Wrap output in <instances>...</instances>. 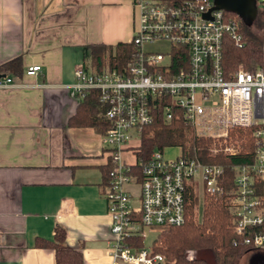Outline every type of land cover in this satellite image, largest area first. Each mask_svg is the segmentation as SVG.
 <instances>
[{
  "label": "built area",
  "instance_id": "2783aa9c",
  "mask_svg": "<svg viewBox=\"0 0 264 264\" xmlns=\"http://www.w3.org/2000/svg\"><path fill=\"white\" fill-rule=\"evenodd\" d=\"M131 2L136 21L130 42L137 52L121 70L110 63L98 68L82 53L70 86V94L80 99L91 90L99 91L108 122L102 141L112 165L103 192L111 218L109 264H166L152 246H138L136 240L144 242L145 228L183 225L190 188L210 197L227 196L235 234L254 250H264V44L255 70L240 68L227 77L222 68L224 38L243 45L236 17L214 9L213 0H184L178 6L160 0ZM160 43L165 46L148 48ZM40 72L41 66L33 65L25 75ZM15 86L11 75L0 76V88ZM165 97L170 102L164 106L165 118L171 119L172 106L181 108L197 136L226 141L232 130L251 128L253 151L244 153L249 155L247 162L232 166L230 190L223 184L222 165L185 156L180 146H175L179 151L172 157L165 151L174 147L154 150L138 173L133 172L135 164L124 161L122 153L140 140ZM224 152L240 154L227 146ZM128 185L136 186L137 193Z\"/></svg>",
  "mask_w": 264,
  "mask_h": 264
},
{
  "label": "crops",
  "instance_id": "0c3cea01",
  "mask_svg": "<svg viewBox=\"0 0 264 264\" xmlns=\"http://www.w3.org/2000/svg\"><path fill=\"white\" fill-rule=\"evenodd\" d=\"M135 21L131 0H0V65L21 59L18 86L0 88V264H56L37 241L57 226L84 264L110 263L108 151L101 132L69 124L82 100L70 86L83 48L130 42ZM33 65L41 72L25 75Z\"/></svg>",
  "mask_w": 264,
  "mask_h": 264
},
{
  "label": "trees",
  "instance_id": "16d2710c",
  "mask_svg": "<svg viewBox=\"0 0 264 264\" xmlns=\"http://www.w3.org/2000/svg\"><path fill=\"white\" fill-rule=\"evenodd\" d=\"M160 1L167 5L178 6L184 0ZM257 9V15L250 25H247L236 13L226 11L230 16L239 20L240 32L243 36L241 47L236 46L229 37L224 38L222 68L227 77L240 68L252 71L261 64L264 36L260 34V31L264 29V6H261L259 1H257ZM135 52H137V47L132 42H118L114 45L98 43L83 48V55L89 57L94 66L100 68L108 57L111 66L119 70ZM177 52L178 48H174V69L179 67ZM20 73L21 59L19 57L0 65V76ZM169 103L167 97L163 102H158L154 110L153 122L143 129L140 140L125 150L131 151L134 155L136 163L132 166L133 172L138 173L141 170L154 150L180 146L185 156L196 157L202 163L222 165L223 184L226 190H230L232 188V166L247 162L249 155L244 152L238 155L213 154L211 146L215 144L214 140L195 135L191 126L184 120L181 108L172 106L171 119L165 118L164 106ZM69 124L91 127L102 134L105 133L108 122L103 116V108L99 103V91L91 90L80 101ZM231 132L232 134L238 132L240 137L243 134H246L248 138L251 136V128L246 132L241 131V128H236ZM252 147L253 142L249 139L248 153H252ZM111 167L108 155L107 164L101 167L103 187L109 183ZM196 203L197 196L190 188L185 193L186 220L184 224L162 229L152 242L154 252L162 254L166 264H240L241 258L254 249L244 244L235 234L227 196L217 200L206 198L199 222L194 219ZM136 242L138 246H143L141 239ZM37 245L52 249L56 264H84L81 251L66 243V230L61 226L55 227L52 240L40 239Z\"/></svg>",
  "mask_w": 264,
  "mask_h": 264
},
{
  "label": "rangeland",
  "instance_id": "374dc122",
  "mask_svg": "<svg viewBox=\"0 0 264 264\" xmlns=\"http://www.w3.org/2000/svg\"><path fill=\"white\" fill-rule=\"evenodd\" d=\"M258 1H259L261 6H264V0H258ZM260 34L264 36V29H262L260 31ZM164 46H165L164 43H160L154 47L155 48L157 47L158 49H160V48H163ZM103 64L105 66L109 64L108 57L106 58V60H104ZM234 130H236V129H234ZM246 130H248V129H241V131H244V132H246ZM250 135L251 136L249 138L246 134H243L240 137L238 135V132H236L235 134H232V132H230L229 136L226 137V141H224L223 139H219L218 141H214L215 144H212L211 147H215V149H217V151L214 152L212 150V153L213 154L227 155L226 153L229 151H226V153L224 152L225 146L233 147V149L240 154H243L242 152L246 153V152H248V148H247L248 140L251 139V141L253 142L252 130L250 132ZM253 148L254 147H252V150H253ZM178 151L179 150L176 147L171 148V149H167L165 151V155L168 157H172V156H175L178 153ZM133 189H134V192L137 193V187L134 186ZM195 194L197 196V203L195 204V207H194V219L199 222V221H201V218H202V210H203V206H204V202H205L206 198H212L214 200H217V199H222V197H210V196L202 195L200 191H196ZM199 203H201V204L199 205ZM161 231H162V229L145 228L144 232H145L146 237H145L144 242H143L144 245L153 247L154 244H152V242L155 238H157V236L159 235V233H161ZM259 251L264 252V250H259ZM256 253H258V251H255V252L253 251V252L248 253L245 256H243L240 260V264H264V256L256 255Z\"/></svg>",
  "mask_w": 264,
  "mask_h": 264
},
{
  "label": "water",
  "instance_id": "95a60500",
  "mask_svg": "<svg viewBox=\"0 0 264 264\" xmlns=\"http://www.w3.org/2000/svg\"><path fill=\"white\" fill-rule=\"evenodd\" d=\"M258 0H213L214 9H223L236 13L241 19L250 25L257 15Z\"/></svg>",
  "mask_w": 264,
  "mask_h": 264
}]
</instances>
